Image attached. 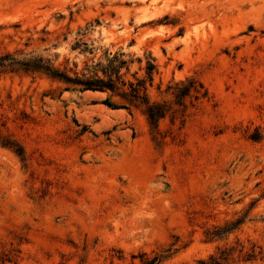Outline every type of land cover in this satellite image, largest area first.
I'll list each match as a JSON object with an SVG mask.
<instances>
[{
    "label": "rangeland",
    "instance_id": "obj_1",
    "mask_svg": "<svg viewBox=\"0 0 264 264\" xmlns=\"http://www.w3.org/2000/svg\"><path fill=\"white\" fill-rule=\"evenodd\" d=\"M117 54L126 80L154 60L157 129L8 65ZM0 58V264H264V0H0Z\"/></svg>",
    "mask_w": 264,
    "mask_h": 264
},
{
    "label": "trees",
    "instance_id": "obj_2",
    "mask_svg": "<svg viewBox=\"0 0 264 264\" xmlns=\"http://www.w3.org/2000/svg\"><path fill=\"white\" fill-rule=\"evenodd\" d=\"M121 56L122 54L113 56L106 64L98 62L93 65H86V71L80 74L74 72V76H69L57 69H51L50 66L43 64L42 58L22 63L12 60L8 65L20 64L26 68L44 70L52 78L62 81L80 91H110L115 93L121 99L122 107H143L149 125L151 128L157 129L158 121L166 115L169 107L166 104L152 103L147 95L146 80L152 81L153 73L156 71V64L149 57L146 60L145 66L146 79L135 77V80H126L125 73H122L121 70L125 68L126 71H129L128 62L121 59ZM4 62L5 59L0 58V66H3ZM201 89H203L201 83L194 79H188L182 87L175 90L176 103L183 105V100L191 96V94H193L194 99H198L199 96L204 97L206 91L201 92ZM106 103L110 104L108 100ZM3 145L12 149L19 157L23 158L24 152L21 147L10 142L3 143ZM215 263L218 262L215 261Z\"/></svg>",
    "mask_w": 264,
    "mask_h": 264
},
{
    "label": "bare ground",
    "instance_id": "obj_3",
    "mask_svg": "<svg viewBox=\"0 0 264 264\" xmlns=\"http://www.w3.org/2000/svg\"><path fill=\"white\" fill-rule=\"evenodd\" d=\"M101 93L98 91H85L83 93L84 96H99ZM103 111V110H102ZM114 114V112H113Z\"/></svg>",
    "mask_w": 264,
    "mask_h": 264
}]
</instances>
